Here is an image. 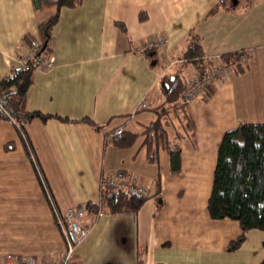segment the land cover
Wrapping results in <instances>:
<instances>
[{
  "label": "crops",
  "instance_id": "1",
  "mask_svg": "<svg viewBox=\"0 0 264 264\" xmlns=\"http://www.w3.org/2000/svg\"><path fill=\"white\" fill-rule=\"evenodd\" d=\"M219 1L83 0L77 8L61 9L51 42L53 66L36 70L26 99L28 111L70 120L35 118L27 126L60 213L98 202L105 174L119 173L156 191L159 166L147 161L142 142L118 148L110 132L124 127L142 133L156 119L153 108L164 101L162 76L182 73L188 82L197 74L182 60L191 31L202 37L206 56L248 55L243 73L213 84L210 101L203 95L190 101L194 141L168 127L171 144L181 151L182 169L171 171L168 156H162V207L151 197L137 213L105 211L95 218L86 212L80 222L90 231L77 247L75 264L262 262L263 230H248L243 244L232 249L230 242L242 233L240 222L212 218L208 210L224 133L264 123V0H235L234 10L211 14ZM55 11H37L33 0H0V80L21 65L19 57L28 51L24 37L39 40L40 23ZM159 39L164 43L156 47L158 64L152 66L145 45ZM141 126L143 131H136ZM64 247L33 160L13 123L0 121V261L6 253L47 257Z\"/></svg>",
  "mask_w": 264,
  "mask_h": 264
},
{
  "label": "trees",
  "instance_id": "2",
  "mask_svg": "<svg viewBox=\"0 0 264 264\" xmlns=\"http://www.w3.org/2000/svg\"><path fill=\"white\" fill-rule=\"evenodd\" d=\"M82 3L83 0H33L37 11L56 9L54 14L39 25L41 47L38 54L46 46L40 56L50 57L53 31L60 20L61 9L65 7L77 8ZM235 8V0H220L211 14L231 11ZM145 18L146 15L142 13L141 19L144 20ZM118 25L123 31L127 30L124 24L118 23ZM23 40L28 47H31L37 39L34 36L26 35ZM202 41V37L198 33L191 31L188 47L182 56L183 64L186 67H192L200 75L205 74L210 67ZM155 50L156 48L144 50V54L151 61L152 66L158 64ZM38 54L27 61L24 66L13 65L9 74L0 80V121L13 123L28 155L34 154L42 169L28 136V124L35 118H40L43 121L50 118H58L63 121L70 120L61 116L26 109L27 95L33 85L34 74L38 69L36 65V61L40 57ZM221 56L227 64L234 67L236 73L245 71V63L248 57L246 52H228ZM186 85L187 81L182 73H166L160 81L164 101L153 108L157 116L156 119L152 120L142 133L124 127H121L123 132L119 135L113 136L117 129L110 132L112 143L118 148H131L142 138V149L146 152L147 161L159 166L158 175L155 177L157 189L152 191L151 195H145L139 191L127 192L110 185L101 187L99 201H88L87 212L93 213L95 218L105 211L109 213H137L151 197L157 198L158 209L162 207L163 201L160 200L162 156L164 154L168 156L171 171L179 172L182 169L181 151L171 144L168 127L174 128L179 138L188 137L193 141L195 138V127L188 112L190 101L184 96ZM215 92L216 89L213 85L207 86L202 94L203 99L210 101ZM82 121L89 123L96 131L103 129V126L95 123L92 119L84 118ZM24 134L27 136V140L24 139ZM106 135L108 136V133ZM12 146V144H7V148ZM208 210L212 218H232L240 222L242 233L237 239L230 242L232 249L243 244L248 230L258 228L264 231V123H245L224 133L218 149ZM260 264H264V258Z\"/></svg>",
  "mask_w": 264,
  "mask_h": 264
},
{
  "label": "built area",
  "instance_id": "3",
  "mask_svg": "<svg viewBox=\"0 0 264 264\" xmlns=\"http://www.w3.org/2000/svg\"><path fill=\"white\" fill-rule=\"evenodd\" d=\"M163 43L162 39L155 41L152 40L145 45V49H153L159 47ZM40 47L41 42L39 40H35L32 46L28 47V51L19 57L21 65L24 66L27 61L34 58L38 54ZM206 59L210 62L208 71L203 75L196 74L187 82L184 89V96L188 101L195 100L203 94L207 86L223 81L231 73L235 72L234 67L227 64L221 55L206 56ZM36 65L38 66V69L46 70L53 66V61L51 57L42 55L37 59ZM122 132L123 129L118 128L113 133V136L119 135ZM23 137L27 140V136L25 134ZM30 157L37 168L39 178L42 181L46 189L47 196L53 205L57 224L65 240V247L61 251H56L47 257L6 253L1 259L0 264H75L74 256L77 251V247L90 231V226L88 224L80 222V218L88 211V202H82L77 206L68 208L64 213H60L54 202L45 175L39 166L37 157L34 154ZM109 185L127 192L139 191L145 195L152 194L151 186L131 183L125 178V176L119 173L103 175L101 187Z\"/></svg>",
  "mask_w": 264,
  "mask_h": 264
},
{
  "label": "rangeland",
  "instance_id": "4",
  "mask_svg": "<svg viewBox=\"0 0 264 264\" xmlns=\"http://www.w3.org/2000/svg\"><path fill=\"white\" fill-rule=\"evenodd\" d=\"M147 112H149V113L151 114V111H147ZM155 118H156V116H155ZM140 120H141V119H140ZM142 121H143V120H142ZM165 123H166V122H165ZM143 129H144V128L141 126V127L136 128V131L142 132ZM141 142H142V139L139 140V142H138V146L140 145ZM143 154L145 155V150H143ZM163 156H166V154H164Z\"/></svg>",
  "mask_w": 264,
  "mask_h": 264
},
{
  "label": "water",
  "instance_id": "5",
  "mask_svg": "<svg viewBox=\"0 0 264 264\" xmlns=\"http://www.w3.org/2000/svg\"><path fill=\"white\" fill-rule=\"evenodd\" d=\"M45 47H46V46H44V47L40 50V52H39V54H38V57L42 54V52L44 51Z\"/></svg>",
  "mask_w": 264,
  "mask_h": 264
}]
</instances>
